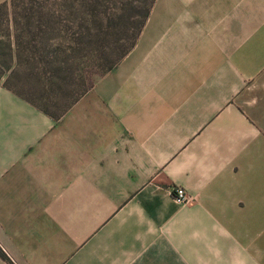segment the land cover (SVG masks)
Wrapping results in <instances>:
<instances>
[{
	"label": "crops",
	"instance_id": "1",
	"mask_svg": "<svg viewBox=\"0 0 264 264\" xmlns=\"http://www.w3.org/2000/svg\"><path fill=\"white\" fill-rule=\"evenodd\" d=\"M0 248V264H264V0H155L69 108L0 86Z\"/></svg>",
	"mask_w": 264,
	"mask_h": 264
},
{
	"label": "trees",
	"instance_id": "2",
	"mask_svg": "<svg viewBox=\"0 0 264 264\" xmlns=\"http://www.w3.org/2000/svg\"><path fill=\"white\" fill-rule=\"evenodd\" d=\"M154 2L119 8L116 23L112 14L100 7V0L1 2L0 84L46 111L49 97L41 93L42 88L25 89L28 77L35 76L38 86L42 85L39 76L45 77L49 93L66 98L64 105L56 103L53 108H69L93 86L97 75L111 71L132 50ZM96 57L98 71L83 72L84 64L87 69L96 67ZM37 93H41L42 103L31 97ZM0 254L6 257L1 248Z\"/></svg>",
	"mask_w": 264,
	"mask_h": 264
},
{
	"label": "rangeland",
	"instance_id": "3",
	"mask_svg": "<svg viewBox=\"0 0 264 264\" xmlns=\"http://www.w3.org/2000/svg\"><path fill=\"white\" fill-rule=\"evenodd\" d=\"M4 1H7V0H0V3L1 2H4ZM101 1V8H103V9H105L106 11H107V13H109V14H112V18H113V22L114 23H116V21H118V18H116V17H118L120 14H121V12H119V8H123V7H128V6H130V5H133V4H136V3H138V2H141L142 3V5L143 4H149L150 3V1L151 0H100ZM127 9H129V8H127ZM129 11V10H128ZM131 16H133L134 14L133 13H131L130 14ZM94 60L96 61V67L95 68H93V67H89V69H87V68H85V67H87L85 64L83 65V66H81V70L83 71V72H85V73H88V74H90V72L92 71V72H94V71H98V69H97V67H98V58L96 57V58H94ZM120 62V61H119ZM118 62V63H119ZM118 63H116L115 64V66L118 64ZM92 65V64H91ZM114 66V67H115ZM85 68V69H84ZM35 76H32V77H28V80H29V82L30 83H27V81H25L26 83V85H25V89H28V88H31V89H33L34 91H37V87H41L42 89H41V93L43 94V95H45V96H47V97H49V98H47V99H49V100H47V101H45L46 102V104H45V107L47 108V109H51V108H53V104H60V101H61V95L60 94H51V93H49V91H48V89H47V87H46V84H49V81L48 80H44V78L45 77H40L39 76V78H40V80H41V82H42V85L41 86H38V84H37V79H35L34 78ZM102 77V76H101ZM99 77H98V75L95 77V79H96V81H97V79H98ZM87 79V78H86ZM0 86H2V87H4L2 84H0ZM28 86V87H27ZM32 86H35V88H33ZM26 91V90H25ZM26 94L28 93V92H25ZM41 93H37L36 95H34V96H31L33 99H35L38 103H42L41 102V100H39V97H41L40 95H41ZM28 95V94H27ZM63 99H66V98H64L63 97ZM64 103V102H63ZM51 107V108H50ZM176 187H182V186H176ZM175 188V187H174ZM187 191V190H186ZM188 195H189V193H188ZM172 197H173V190H172ZM189 197H190V200H189V202L191 201V199H192V197L189 195ZM175 201V200H174ZM176 202V201H175ZM189 202H187V203H185V204H180V203H178V204H180V205H186V204H188ZM177 203V202H176ZM219 255V253H212V257H213V259L212 260H210V262H211V264H221V261L218 259V258H214V257H217ZM197 256H198V254H197ZM196 262H197V264H206V261H204V260H202V259H196Z\"/></svg>",
	"mask_w": 264,
	"mask_h": 264
},
{
	"label": "built area",
	"instance_id": "4",
	"mask_svg": "<svg viewBox=\"0 0 264 264\" xmlns=\"http://www.w3.org/2000/svg\"><path fill=\"white\" fill-rule=\"evenodd\" d=\"M173 190V199L180 204L189 202L190 197L184 187H175Z\"/></svg>",
	"mask_w": 264,
	"mask_h": 264
}]
</instances>
